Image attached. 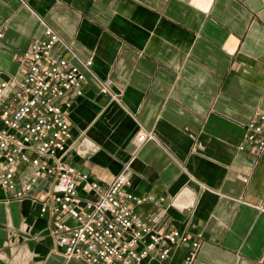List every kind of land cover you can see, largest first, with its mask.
<instances>
[{
	"label": "crops",
	"instance_id": "1",
	"mask_svg": "<svg viewBox=\"0 0 264 264\" xmlns=\"http://www.w3.org/2000/svg\"><path fill=\"white\" fill-rule=\"evenodd\" d=\"M46 25L92 60L68 109L85 150L71 162L101 184L129 163L123 189L164 199L137 214L201 240L191 264H264V152L253 164L238 149L264 113V0H0V70L20 77L21 51ZM105 78L111 94L99 92ZM31 172L19 164L17 179ZM51 187L38 179L30 193ZM51 226L0 187V264H87L62 254ZM186 254L172 247L169 263Z\"/></svg>",
	"mask_w": 264,
	"mask_h": 264
},
{
	"label": "built area",
	"instance_id": "2",
	"mask_svg": "<svg viewBox=\"0 0 264 264\" xmlns=\"http://www.w3.org/2000/svg\"><path fill=\"white\" fill-rule=\"evenodd\" d=\"M20 61V77L0 70V187L12 199L38 203L39 212L51 217L50 234L66 257L87 264H141L152 259L170 264V249L184 245L187 254L180 264H191L201 240L174 228L156 231L154 218L137 214L135 204L161 205L164 199L123 189L129 163L109 183L101 184L69 158L85 151L78 150L68 109L74 98L83 96L85 71L92 60L77 58L46 25L42 36L21 51ZM111 84L105 78L99 92L111 94ZM149 138L151 134L143 132L135 142ZM238 149H246L253 164L258 162L264 152V113L254 114L245 124ZM19 164L31 166L27 180L17 179ZM38 179L52 183L40 197L30 193Z\"/></svg>",
	"mask_w": 264,
	"mask_h": 264
}]
</instances>
